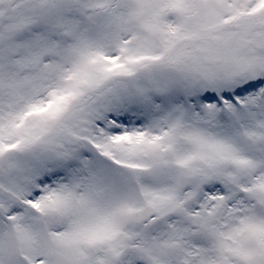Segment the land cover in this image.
Here are the masks:
<instances>
[{"label":"snow or ice","instance_id":"snow-or-ice-1","mask_svg":"<svg viewBox=\"0 0 264 264\" xmlns=\"http://www.w3.org/2000/svg\"><path fill=\"white\" fill-rule=\"evenodd\" d=\"M0 264H264V0H0Z\"/></svg>","mask_w":264,"mask_h":264}]
</instances>
